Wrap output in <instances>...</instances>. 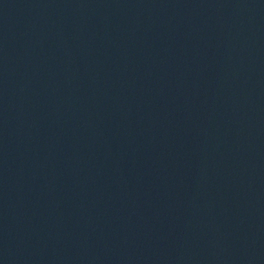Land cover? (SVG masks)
<instances>
[{
  "label": "water",
  "instance_id": "1",
  "mask_svg": "<svg viewBox=\"0 0 264 264\" xmlns=\"http://www.w3.org/2000/svg\"><path fill=\"white\" fill-rule=\"evenodd\" d=\"M0 264H264V0H0Z\"/></svg>",
  "mask_w": 264,
  "mask_h": 264
}]
</instances>
